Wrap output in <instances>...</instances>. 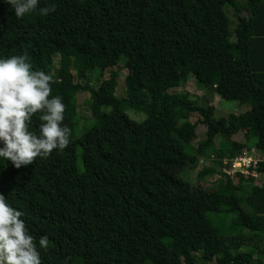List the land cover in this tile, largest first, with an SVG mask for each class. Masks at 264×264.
<instances>
[{
  "label": "trees",
  "instance_id": "1",
  "mask_svg": "<svg viewBox=\"0 0 264 264\" xmlns=\"http://www.w3.org/2000/svg\"><path fill=\"white\" fill-rule=\"evenodd\" d=\"M53 3L47 16L18 19L0 0V58L27 51L34 70L51 74L72 129L66 149L33 165L17 169L0 158V193L24 213L37 242L49 237L43 264H195V253L200 264H264V182L241 200L253 179L224 184L218 171L221 158L242 149L264 157V0H40V7ZM118 66L126 71L119 99L117 73L102 79ZM188 78L245 111L229 126L214 119L205 100L200 107L188 92L171 91ZM77 92L89 94L91 124L75 136ZM125 110L144 118L132 121ZM194 113L204 139L192 153ZM236 131L245 144L228 140ZM216 135L224 147L208 157ZM200 160L207 166L198 177L219 176L210 191L181 177ZM257 170L264 176V165ZM221 216L232 223L224 227Z\"/></svg>",
  "mask_w": 264,
  "mask_h": 264
},
{
  "label": "clouds",
  "instance_id": "2",
  "mask_svg": "<svg viewBox=\"0 0 264 264\" xmlns=\"http://www.w3.org/2000/svg\"><path fill=\"white\" fill-rule=\"evenodd\" d=\"M18 19L33 12L47 16L56 11L53 3L40 7V0H5ZM54 78L34 70L27 51L0 58V158L20 169L47 159L55 150L71 143L72 129L64 123L63 97L52 95ZM39 118L38 132L32 130L33 117ZM14 208L0 193V264H43L41 250H49V237L37 242Z\"/></svg>",
  "mask_w": 264,
  "mask_h": 264
},
{
  "label": "rangeland",
  "instance_id": "3",
  "mask_svg": "<svg viewBox=\"0 0 264 264\" xmlns=\"http://www.w3.org/2000/svg\"><path fill=\"white\" fill-rule=\"evenodd\" d=\"M236 2H240L242 0H235ZM224 13L226 16L229 18L231 21V27L233 28L235 21L234 18L232 17L233 10L230 7H225L224 8ZM243 13V12H241ZM54 63V62H53ZM55 64V63H54ZM109 71H115L117 73V80H116V89H115V96L116 98H122L123 97V78L126 74V71L121 67L118 66V68H108L103 71V76L102 79H105L108 77ZM71 72L73 73L72 69ZM75 82H78L79 84H83V81L76 80L74 79ZM191 82V83H188ZM185 83H179L177 87L172 89L171 91H174L177 94H181L184 92H188L190 95L188 97L189 100H193L195 105L204 107L205 103H208V105L212 106L214 108L213 111V118L214 119H219V118H226L227 125L229 126L232 124L239 116L244 112V106H237L235 102L231 101H224L221 100L211 89H201L199 88L193 80H188ZM91 86H94L93 82L90 84ZM74 102H75V109H76V117H75V128H74V135L78 136L83 132L84 129H86L90 124H91V118L88 110V98L89 94L87 92H77L74 94ZM205 98V99H204ZM104 104L106 105V101H104ZM106 109L108 110V106L106 105ZM124 113L128 118H130L132 121L135 122H140L143 120L144 115L141 113H135L131 110H125ZM199 116L197 114H191L188 118L187 121L189 123H194L196 124L195 129H194V137L191 140L189 146L187 147L188 152H194L197 144L204 139V127L202 125H198V120ZM247 131V129H245ZM228 140H232L237 143H242L245 144V139L243 138V131H236L234 135L230 136ZM225 142V139L221 137V135H216L213 143L211 146L208 147V149L205 151L206 155L208 157H213L215 155L216 150L219 148H223V144ZM249 143V142H248ZM228 147L229 145L226 144ZM201 159V158H199ZM76 165L79 166V160L76 158ZM207 166V162L202 161L200 164L197 162L196 166L193 168L186 167L184 171L181 174V177L186 180L187 182H190L192 184H199L202 186L207 191H210V189L213 187L212 183L216 178L218 179L217 175H207L204 177H198V174L200 170L204 169V167ZM215 178V179H214ZM224 184H234L233 180H223ZM264 182V176L259 175L256 180L253 181H248L244 183L241 187V191L239 192V196L241 200L245 198L247 194H249V189L253 185L260 186ZM223 184V183H220ZM244 208L247 210V207L244 205ZM219 221V220H218ZM217 221V222H218ZM232 217L228 216L224 219L223 216L220 218V223L226 227L229 226L232 222ZM241 234H245V230H239ZM195 258V264H200V256L198 253L194 254ZM264 262V258H263Z\"/></svg>",
  "mask_w": 264,
  "mask_h": 264
},
{
  "label": "built area",
  "instance_id": "4",
  "mask_svg": "<svg viewBox=\"0 0 264 264\" xmlns=\"http://www.w3.org/2000/svg\"><path fill=\"white\" fill-rule=\"evenodd\" d=\"M262 165H264V157H258L254 148L251 147L249 149H242L231 157L221 158L218 162V171L220 178L223 180H233L236 175L256 180L263 173V171L257 170H261Z\"/></svg>",
  "mask_w": 264,
  "mask_h": 264
},
{
  "label": "crops",
  "instance_id": "5",
  "mask_svg": "<svg viewBox=\"0 0 264 264\" xmlns=\"http://www.w3.org/2000/svg\"><path fill=\"white\" fill-rule=\"evenodd\" d=\"M188 80H192V79H191V78H188ZM188 80H187V81H188ZM187 81H186V82H187ZM188 83H191V82L188 81ZM245 109H246V108H244V111H245Z\"/></svg>",
  "mask_w": 264,
  "mask_h": 264
}]
</instances>
